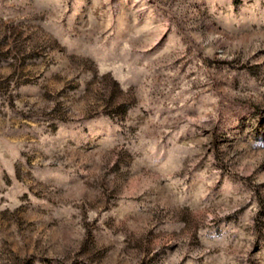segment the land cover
I'll return each instance as SVG.
<instances>
[{"label": "rangeland", "instance_id": "obj_1", "mask_svg": "<svg viewBox=\"0 0 264 264\" xmlns=\"http://www.w3.org/2000/svg\"><path fill=\"white\" fill-rule=\"evenodd\" d=\"M0 264H264V0H0Z\"/></svg>", "mask_w": 264, "mask_h": 264}]
</instances>
